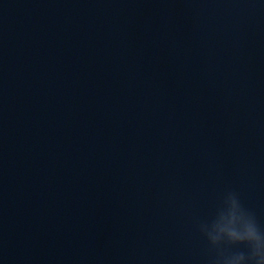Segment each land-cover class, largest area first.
Returning a JSON list of instances; mask_svg holds the SVG:
<instances>
[{
  "label": "water",
  "instance_id": "95a60500",
  "mask_svg": "<svg viewBox=\"0 0 264 264\" xmlns=\"http://www.w3.org/2000/svg\"><path fill=\"white\" fill-rule=\"evenodd\" d=\"M228 191L264 227V0H0V264H209Z\"/></svg>",
  "mask_w": 264,
  "mask_h": 264
},
{
  "label": "clouds",
  "instance_id": "9594fccd",
  "mask_svg": "<svg viewBox=\"0 0 264 264\" xmlns=\"http://www.w3.org/2000/svg\"><path fill=\"white\" fill-rule=\"evenodd\" d=\"M197 228L210 246L209 264H264V227L235 191L226 192Z\"/></svg>",
  "mask_w": 264,
  "mask_h": 264
}]
</instances>
